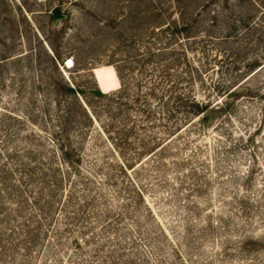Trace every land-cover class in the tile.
<instances>
[{
    "label": "rangeland",
    "instance_id": "1",
    "mask_svg": "<svg viewBox=\"0 0 264 264\" xmlns=\"http://www.w3.org/2000/svg\"><path fill=\"white\" fill-rule=\"evenodd\" d=\"M0 264H264V0H0Z\"/></svg>",
    "mask_w": 264,
    "mask_h": 264
},
{
    "label": "bare ground",
    "instance_id": "2",
    "mask_svg": "<svg viewBox=\"0 0 264 264\" xmlns=\"http://www.w3.org/2000/svg\"><path fill=\"white\" fill-rule=\"evenodd\" d=\"M70 62V63H69ZM67 64H65V67H68V66H70L71 65V61H69ZM101 79V78H100ZM100 86H101V88L102 89H108L110 86L108 85V84H105L104 82H103V80H101V82H100Z\"/></svg>",
    "mask_w": 264,
    "mask_h": 264
},
{
    "label": "snow or ice",
    "instance_id": "3",
    "mask_svg": "<svg viewBox=\"0 0 264 264\" xmlns=\"http://www.w3.org/2000/svg\"><path fill=\"white\" fill-rule=\"evenodd\" d=\"M70 63V62H69Z\"/></svg>",
    "mask_w": 264,
    "mask_h": 264
}]
</instances>
